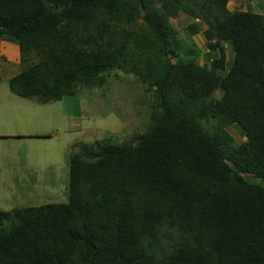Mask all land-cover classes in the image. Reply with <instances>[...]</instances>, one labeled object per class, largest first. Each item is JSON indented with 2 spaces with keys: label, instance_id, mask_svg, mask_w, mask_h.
<instances>
[{
  "label": "trees",
  "instance_id": "16d2710c",
  "mask_svg": "<svg viewBox=\"0 0 264 264\" xmlns=\"http://www.w3.org/2000/svg\"><path fill=\"white\" fill-rule=\"evenodd\" d=\"M229 1L0 0L16 96L57 102L120 68L154 98L135 143L71 155L67 202L0 209V264H264V15ZM181 13L206 24L208 65L178 51Z\"/></svg>",
  "mask_w": 264,
  "mask_h": 264
},
{
  "label": "rangeland",
  "instance_id": "374dc122",
  "mask_svg": "<svg viewBox=\"0 0 264 264\" xmlns=\"http://www.w3.org/2000/svg\"><path fill=\"white\" fill-rule=\"evenodd\" d=\"M246 3L241 0L243 9ZM250 5L264 14V0ZM228 8L238 7L230 0ZM171 23L178 51L184 52L182 45L192 48L193 42L205 49L207 26L200 19L181 13ZM0 48V209L67 202L72 151L89 143H135L149 123L153 93L144 90L135 72L116 68L104 85L80 86L74 97L50 103L24 99L8 84L24 67L19 47L3 41ZM203 53L201 64L208 65L212 54ZM226 55L229 68L233 51L228 48ZM221 95L217 92L215 98ZM228 130L237 143L246 140L240 127Z\"/></svg>",
  "mask_w": 264,
  "mask_h": 264
},
{
  "label": "clouds",
  "instance_id": "9594fccd",
  "mask_svg": "<svg viewBox=\"0 0 264 264\" xmlns=\"http://www.w3.org/2000/svg\"><path fill=\"white\" fill-rule=\"evenodd\" d=\"M232 1V0H231ZM247 3L246 4H248V7H246L245 9H243L242 7L241 8H236L235 10H242V11H246V10H248L249 8H250V1H252V0H245ZM230 2V1H229ZM252 7H253V5H252ZM254 8V7H253ZM254 11V10H253ZM256 12V11H255ZM260 14H262V13H260ZM264 15V14H263ZM1 42H3L2 40L0 41V47H1ZM15 45V44H14ZM17 46V45H16ZM205 49L207 50V53L208 54H211V52L208 50V48H207V46H206V44H205ZM205 49H203V52H204V50ZM226 49H228V46L226 45ZM230 49V48H229ZM232 50V49H231ZM19 52H20V49H19ZM204 54L205 53H202V55H201V57L202 56H204ZM20 56H21V54H20ZM227 56V55H226ZM209 57V56H208ZM206 58V57H205ZM233 59H234V52H233V57H232V62H233ZM210 60H211V58H210ZM232 62H231V64H232ZM21 63H23L22 62V59H21ZM202 65V64H201ZM16 76V75H15ZM14 77V76H13ZM12 77V78H13ZM1 79H2V74H1ZM11 79V78H10ZM78 88V87H77ZM76 88V89H77ZM220 92V91H219ZM247 139V138H246ZM80 151V148L79 149H77V150H73L72 151V153H71V155L74 153V152H79Z\"/></svg>",
  "mask_w": 264,
  "mask_h": 264
},
{
  "label": "crops",
  "instance_id": "0c3cea01",
  "mask_svg": "<svg viewBox=\"0 0 264 264\" xmlns=\"http://www.w3.org/2000/svg\"><path fill=\"white\" fill-rule=\"evenodd\" d=\"M232 2H234L236 7H238V8L241 7V0H232ZM257 2L259 3V0H257ZM245 7H248V4H245ZM0 50H1V48H0Z\"/></svg>",
  "mask_w": 264,
  "mask_h": 264
}]
</instances>
